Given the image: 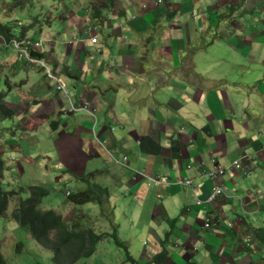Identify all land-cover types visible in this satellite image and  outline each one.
<instances>
[{
    "label": "crops",
    "instance_id": "crops-1",
    "mask_svg": "<svg viewBox=\"0 0 264 264\" xmlns=\"http://www.w3.org/2000/svg\"><path fill=\"white\" fill-rule=\"evenodd\" d=\"M214 2L190 12L194 21H184L183 3L170 4L168 11H176L167 12L166 20L165 5L156 0H69L65 14L73 15L62 17L66 29L51 38L71 45L48 50L45 57L67 66V72H53L69 87L64 86L67 100L88 108L68 110L66 100L56 108L47 92L24 94L23 104L35 105L34 115L22 110L28 124L47 111L57 118L50 137H42V183L66 178L77 190L97 186L91 202L107 225L109 218L118 225L136 264H264V233L259 238L253 231L264 227V57L259 47L249 52L247 46L264 28L234 20L224 56L215 55L221 39L201 40L206 23L209 31L217 28L203 14L217 12ZM104 18L110 32L100 35ZM95 32L96 41L86 42ZM234 70L254 77L239 80ZM146 136L159 144L157 153L141 150ZM11 139L4 150L11 149ZM30 139L16 151L26 163ZM212 155L225 166L226 191L207 201L214 183L206 162ZM235 159L239 166L229 168ZM180 177L191 178L195 189L171 183ZM78 217L81 227H90L87 213ZM203 217L210 219L207 228Z\"/></svg>",
    "mask_w": 264,
    "mask_h": 264
},
{
    "label": "rangeland",
    "instance_id": "rangeland-1",
    "mask_svg": "<svg viewBox=\"0 0 264 264\" xmlns=\"http://www.w3.org/2000/svg\"><path fill=\"white\" fill-rule=\"evenodd\" d=\"M208 1L209 0H166L165 18L169 20V17L166 15L170 4L177 3L181 5L183 3V9L186 13L182 20L194 21L195 19L189 16L190 12L196 13L199 9H204L206 7L205 3ZM68 2L69 0H25L20 4L21 6H19L14 5L13 0H0V23L10 24L12 26L10 30L14 33H18L22 25L33 22L34 26L27 31L37 32V37L31 39L33 43L31 46L35 48L36 52H42V50L55 52V49L59 47L63 50H67L71 45V41L66 40L58 42L51 37L56 34V32L66 29L62 17L64 16L66 20H69L71 15H73V11L65 14V7L68 6ZM74 3L75 2H72L71 5L73 6ZM214 3L219 7L217 12L212 13V11H204L203 14H208L209 18L206 21L217 24V28L213 31H209L208 24L206 23L208 30L205 36H201V40L205 42L207 38L221 39V43H218V46L214 49L215 55L224 56L222 52L223 49L226 48V40L232 29L236 28L234 24H232L234 20L239 22L243 21L244 24L247 22L254 26L255 22H258L259 25L264 28V0H215ZM231 7L235 8L233 12H230ZM104 19L99 33L100 35L110 32V30L107 29L109 27L104 22ZM241 38L245 39L244 37ZM228 40L230 41V39ZM0 44H2V38H0ZM247 46L249 52H252L254 48L257 50L259 47L258 54L264 57V32L258 35L254 42L247 41ZM5 47L6 49H0V90L4 93L3 102L9 104V106L11 105L10 107L13 106L14 113L10 118H0V152L2 155H0V158H2L5 163L2 177L0 178V186L5 190L21 191L23 192L21 197H26L28 194L25 192L27 187H40L43 185L48 191L46 195L41 196V201L38 205L40 210H53L55 213L62 216L63 219L71 215L80 216L81 211L85 212L87 213V221L91 230L99 228L100 224L104 223L102 230H95V232H105L107 236L97 242L92 255L80 257L74 264H131L128 260V256L132 258V256L135 255L134 251L130 254L127 242L119 237L117 233V224L110 218L109 224L107 225L105 223L100 214L101 212L99 213L97 208L98 205L92 202H86L81 205H76L75 208V206L69 204V200L63 193L69 192V189L76 191L78 185H75L73 181H66L63 184L55 182L53 185L42 183V176L38 168L40 165H45L47 163L46 157H44V154L47 153L42 152L43 146L41 145L42 142L43 145H47V143L43 141L42 137H50L52 131L51 122L57 118L55 114L47 111L41 118L32 116L29 120L30 124H28L25 119L27 115L25 112H22V110L25 109L28 114L34 115L35 113L32 112L31 107L35 105L31 104L25 106L23 104L25 101L24 94H30L31 89L36 92H47V95L54 100L56 108L62 106L65 100L67 101L66 104H68V110L83 108L82 103L75 104L69 102V100H67L68 97L65 96L64 93L58 92L59 90L56 86L58 75L53 71H61L63 65L60 66V63L55 59L32 56L29 59L30 66L29 64H24L23 60L18 57V55L27 52L28 49L26 47L17 49L13 43H7ZM6 58L7 60H5ZM196 67H199L200 71H203L201 61L196 62ZM40 71H52L43 74V76L45 79L48 78L53 80L55 85L40 79ZM234 71H238L237 78L239 80H247L254 77V74L247 75L241 73L240 70ZM254 71H256L255 68ZM86 75L89 77L91 76L89 73L84 74V76ZM63 84L65 89L69 90V87L65 85L64 82ZM105 86L106 85L103 83H99L98 85L99 88ZM85 87L89 89L87 85H85ZM253 98L255 100L261 99L257 95L253 96ZM39 107L40 106H38V109L41 110L43 105ZM11 125L22 126L24 135L20 139V144L26 140L27 136H31L28 143L31 151H29L25 157L30 161L29 163L24 162L20 154L16 152L11 153L15 156V160L12 164L14 166L18 164L22 166L21 170L18 169L19 171L17 168L9 166L7 157L10 155V152L4 150V145H7L6 140L10 137ZM14 136L16 137V133ZM37 137L40 139L38 140ZM53 146L55 151H57L56 144ZM200 163L203 164V161L201 160ZM28 166L32 171H28ZM10 170L11 172H9ZM64 176H66V174H64ZM223 176L224 174L219 179L220 183L224 182ZM82 184L84 185V183ZM16 201L17 194H14L8 199L6 210L0 215V253L4 263L55 264L52 261L51 252L37 244L28 233L27 227L17 224L11 217V213L16 207ZM66 204L67 207L63 209ZM67 212H70V216H64V213ZM86 223L87 222L84 221V224ZM155 259H160V257H156Z\"/></svg>",
    "mask_w": 264,
    "mask_h": 264
},
{
    "label": "trees",
    "instance_id": "trees-1",
    "mask_svg": "<svg viewBox=\"0 0 264 264\" xmlns=\"http://www.w3.org/2000/svg\"><path fill=\"white\" fill-rule=\"evenodd\" d=\"M13 1L14 5L21 6L20 4L25 0ZM33 26V22H29L22 25L18 33H12L10 32V24L0 23V37L3 39L2 44H0V49H6L5 45L12 38H21L23 33ZM33 32H35V35H32V38L37 37L36 31H27V33L31 34ZM25 47L28 49L29 55L46 58L44 57L47 53L46 50L44 52H36L30 45H26ZM21 59L24 64H28L25 58L21 57ZM62 70L67 71L66 68ZM3 95L4 93L0 90V118H10L13 115V110L5 106ZM141 150L149 153H157L159 151V144L151 137L146 136L143 138ZM185 166L188 165L186 164ZM2 170L3 162L0 159V178L2 177ZM180 185L178 183L176 186L179 187ZM97 190V186L88 187L82 191L71 192L67 198L72 204L95 201ZM25 192L28 193L27 196L21 197L23 192L5 190L0 186V215L6 210L8 199L12 195L17 194L16 207L12 211L11 217L17 224L27 227L28 233L37 244L51 252V258L55 264H74L78 258L92 255L97 242L107 236L105 232L95 233L90 228H80L75 220H72L67 225L62 216L53 210H40L38 205L40 204L41 196L46 194V190L42 187H27ZM253 231L260 238L261 234L264 233V227L255 228ZM128 260L131 264H136L129 256ZM0 264H5L1 253Z\"/></svg>",
    "mask_w": 264,
    "mask_h": 264
},
{
    "label": "clouds",
    "instance_id": "clouds-1",
    "mask_svg": "<svg viewBox=\"0 0 264 264\" xmlns=\"http://www.w3.org/2000/svg\"><path fill=\"white\" fill-rule=\"evenodd\" d=\"M90 1V3H94V0H89ZM165 1L166 0H156V3L158 4V5H165ZM95 5H96V3H95ZM11 8V7H10ZM9 9V8H8ZM230 10H231V8H230ZM176 10H171V11H168L169 13H171V12H175ZM230 12H232V11H230ZM84 20L86 21L87 20V18L85 17L84 18ZM104 22L106 23V25L108 26V20H107V18H105V20H104ZM11 25H10V29H11ZM87 29H90V26H87ZM10 32H12L11 30H10ZM26 32V31H25ZM12 33H14V32H12ZM92 37H95V41H96V32L95 33H93V34H90L89 33V36H88V38L86 39V42H89L90 44H93L95 41H92L91 40V38ZM1 38V37H0ZM88 40V41H87ZM2 42H3V39H2ZM207 42H209V41H207ZM10 44L11 43H13L14 45H15V47L17 48V49H20L21 47H25L26 45H33V43L31 42V39H30V36H24V33H23V36L21 37V38H19V39H16V38H12L11 40H10V42H9ZM32 47V46H31ZM33 48V47H32ZM33 50H35V48H33ZM46 52H48V50H46ZM26 55L28 56V57H32L31 55H29V52H28V50H27V52H26ZM18 57L19 58H25V60L27 61V63L31 66V64L29 63V60L26 58V56L24 55V54H20V55H18ZM63 68H66V70L68 71V68H67V66L66 65H63V67H61V71L62 72H67V71H65V70H62ZM50 72H52V71H42V73L43 74H47V73H50ZM47 78V77H46ZM48 79V78H47ZM56 86H57V88H58V90L60 91V92H62V93H64V95H66L67 96V93H66V91H65V89H64V84H63V82L61 81V79H60V76H58V80H57V83H56ZM5 104V106H7L8 108H10V109H12L13 110V106L12 107H10V106H8L7 105V103H4ZM83 108H88V106H87V103H84L83 104ZM13 113H14V111H13ZM12 117V116H11ZM16 133V137L14 136V134ZM23 135H24V133H23V131H22V129L19 127V126H17V125H11L10 126V137L9 138H12L11 139V141L9 142V144L11 145V149L10 150H8V152H10V155L7 157V162L9 163V166H12V167H15V168H18V166H14L13 164H12V162L15 160V156L13 155V154H11V153H15L19 148H20V139H21V137H23ZM8 138V139H9ZM0 155H1V152H0ZM2 156V155H1ZM0 156V157H1ZM215 157V156H214ZM1 160H2V162H3V167H4V165H5V163H4V161H3V159L2 158H0ZM187 168H189L190 166L188 165V166H186ZM3 171V170H2ZM86 176H88V175H86ZM183 178H189V177H180V178H178V179H176V180H174V181H172L171 183L172 184H176L175 182L176 181H179V180H181V179H183ZM66 178H64V180L63 181H61V182H59V183H65L66 182V180H65ZM84 179H86V177H82V180L84 181ZM150 179H151V177H150ZM189 179H191V178H189ZM192 180V179H191ZM166 183H169L168 182V180L167 181H165ZM152 183L153 184H155V185H162V183H163V181H161V180H158V182L157 183H154L153 181H152ZM177 185V184H176ZM182 185V184H181ZM185 185V184H184ZM186 186H188V185H186ZM192 189H195V187H196V185H195V183L192 181V186L191 185H189ZM70 191L69 192H66V193H63L66 197H69L70 196V193L71 192H74V190H71V189H69ZM82 190H84V189H79V190H76V192H78V191H82ZM47 191L48 190H46V194H47ZM45 194V195H46ZM223 195V194H222ZM158 197L160 196V195H157ZM68 199V198H67ZM70 202V201H69ZM87 202H91V201H87ZM84 203H86V202H84ZM70 205H73V206H75V208H76V205H81V204H83V203H80V204H72L71 202L69 203ZM69 205V206H70ZM65 207H67V204L63 207V209L65 208ZM67 213H69V212H67ZM67 213H64V216L65 215H67ZM67 216H70V213L67 215ZM76 217H78V216H74L72 219H71V221L72 220H75L76 219ZM208 219V221H209V223L211 224V222H210V219L208 218V217H203V221H204V219ZM77 219H80V217H78ZM75 220V222L78 224V226L80 227V228H85V229H87V228H89V227H81L80 226V224H79V222H78V220ZM70 221V222H71ZM64 222L68 225L70 222H66L65 220H64ZM202 225H203V223H202ZM205 228H207V227H205ZM95 232V231H94ZM96 233V232H95ZM135 261V260H134Z\"/></svg>",
    "mask_w": 264,
    "mask_h": 264
},
{
    "label": "built area",
    "instance_id": "built-area-1",
    "mask_svg": "<svg viewBox=\"0 0 264 264\" xmlns=\"http://www.w3.org/2000/svg\"><path fill=\"white\" fill-rule=\"evenodd\" d=\"M92 41H95V37L91 38ZM26 58L29 60L30 57H28L26 55V53H23ZM206 164H208L210 166V168L207 169L206 171V176L211 179L213 181V186L211 187L210 193L207 197V201H211L212 199H214L217 196H220L222 194L225 193L226 191V186L223 185L222 183L219 182L220 177L224 174L225 172V166L221 165L218 163V161L215 159L214 155L209 156ZM240 164L239 159H235L232 163H230V167L229 168H236L238 167ZM151 181H153L154 183H157L158 180L151 178ZM176 184L180 183L182 185H191L192 186V180L189 178H183L179 181L175 182ZM203 226L204 227H209L210 223L208 221V219H204L203 221Z\"/></svg>",
    "mask_w": 264,
    "mask_h": 264
},
{
    "label": "flooded vegetation",
    "instance_id": "flooded-vegetation-1",
    "mask_svg": "<svg viewBox=\"0 0 264 264\" xmlns=\"http://www.w3.org/2000/svg\"><path fill=\"white\" fill-rule=\"evenodd\" d=\"M216 159V158H215ZM219 163V162H218ZM220 164V163H219Z\"/></svg>",
    "mask_w": 264,
    "mask_h": 264
},
{
    "label": "bare ground",
    "instance_id": "bare-ground-1",
    "mask_svg": "<svg viewBox=\"0 0 264 264\" xmlns=\"http://www.w3.org/2000/svg\"><path fill=\"white\" fill-rule=\"evenodd\" d=\"M13 205V204H12Z\"/></svg>",
    "mask_w": 264,
    "mask_h": 264
}]
</instances>
